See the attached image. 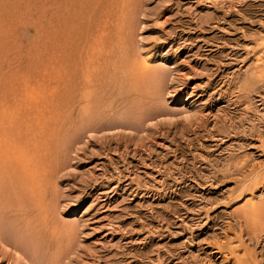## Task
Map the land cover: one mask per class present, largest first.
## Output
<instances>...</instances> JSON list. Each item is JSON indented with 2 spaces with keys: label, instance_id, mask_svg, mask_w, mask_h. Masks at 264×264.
<instances>
[{
  "label": "rangeland",
  "instance_id": "1",
  "mask_svg": "<svg viewBox=\"0 0 264 264\" xmlns=\"http://www.w3.org/2000/svg\"><path fill=\"white\" fill-rule=\"evenodd\" d=\"M95 1L0 0V164L45 208L12 179L0 227L37 264H264V0ZM140 60L154 86L124 78Z\"/></svg>",
  "mask_w": 264,
  "mask_h": 264
},
{
  "label": "bare ground",
  "instance_id": "2",
  "mask_svg": "<svg viewBox=\"0 0 264 264\" xmlns=\"http://www.w3.org/2000/svg\"><path fill=\"white\" fill-rule=\"evenodd\" d=\"M85 1V0H84ZM95 1V0H94ZM99 2V1H101V0H96L95 2ZM103 1V0H102ZM139 1V0H138ZM135 2H136V0H135ZM141 2V1H140ZM99 3H101V2H99ZM98 3V4H99ZM103 3V2H102ZM97 4V5H98ZM103 4H105V3H103ZM102 4V5H103ZM138 4V3H137ZM95 5H96V3H95ZM96 5V6H97ZM108 8H107V11H106V17L107 18H109V20H111V19H113L116 15H118V14H121V13H123V12H125L126 13V11H128V10H130L132 7H133V5H136V3H133V0H109L108 1ZM106 7V6H105ZM138 6H135V8H137ZM140 8H141V6H140ZM102 9V8H101ZM100 9V10H101ZM133 9H134V7H133ZM132 9V10H133ZM138 9V8H137ZM93 10H94V8H93ZM104 10V9H103ZM142 9H139V11H141ZM95 11V10H94ZM99 11V10H98ZM134 11V10H133ZM133 11H132V13H133ZM135 11H136V9H135ZM135 13V12H134ZM130 14V13H129ZM128 14V15H129ZM161 14V13H160ZM100 15V14H99ZM125 15V14H124ZM128 15H126L127 17H128ZM162 15V14H161ZM160 17V16H159ZM155 18V17H154ZM122 20V19H121ZM141 20V19H140ZM122 21H124V20H122ZM144 22V21H143ZM123 23V22H122ZM123 25H124V23H123ZM188 25V24H187ZM108 27H111V26H113V23L112 22H108V25H107ZM127 26V25H126ZM129 26V25H128ZM140 27V26H139ZM173 27V26H172ZM143 28H144V26H143ZM134 29V28H133ZM135 31V30H134ZM176 34V33H175ZM123 40V39H122ZM121 42V41H120ZM117 43H119V42H117ZM136 46H137V44H135ZM124 46V45H123ZM139 46V45H138ZM137 46V47H138ZM136 47V48H137ZM122 48V47H121ZM124 49V48H123ZM126 49H128V48H126ZM127 51V50H126ZM138 51H140L139 49H138ZM129 55V54H128ZM137 58H138V56H137ZM131 59V58H130ZM123 60V59H122ZM146 60V59H145ZM119 61H120V58H119ZM141 62H142V60H140ZM150 61H147V63H149ZM151 62H152V60H151ZM119 63H121V61L119 62ZM118 63V64H119ZM145 63H146V61H145ZM143 64V62H142V64L140 65V63H138L139 65H136V64H133L130 68H131V70H129V72H127L126 74H124V78L129 82V86L130 87H132V88H137L138 86H142V85H144L146 88L148 87V86H146V84H150L151 82H149V83H147L149 80H153V79H157L158 77H160V76H158V73H156V69L155 68H153L152 67V65L150 66L149 64ZM62 65V64H61ZM103 65V66H102ZM102 65H100V66H97V68L95 69V70H93V72L92 71H90V70H87L86 71V77H85V82H86V84L88 85V87H92V85H93V82H94V78H96V73L99 71V70H101L102 71V69L104 68V66H105V63L104 64H102ZM121 65V64H120ZM128 66H129V63H128ZM154 66V65H153ZM54 67V66H53ZM59 67V66H58ZM63 67V66H62ZM91 68V67H90ZM121 68V67H120ZM128 68V67H127ZM122 69V68H121ZM164 69V68H163ZM59 70V72L58 73H60L61 72V70L60 69H58ZM63 70V69H62ZM124 70V69H123ZM65 71V70H64ZM52 72V71H51ZM67 72V71H66ZM163 73V72H162ZM165 73V72H164ZM163 73V74H164ZM61 74H63V72H61L60 73V76H61ZM77 74V73H76ZM102 74V73H101ZM121 74V73H120ZM166 74V73H165ZM165 74H164V76H165ZM64 75V74H63ZM67 75V74H66ZM65 75V76H66ZM56 76V75H55ZM65 76H64V78H65ZM71 76V75H70ZM75 76H78V75H75ZM118 76V75H117ZM161 76H162V74H161ZM164 76H163V78H164ZM52 78V77H51ZM62 78H63V76H62ZM67 78H69L68 76L66 77V79L65 80H67ZM70 78H72V76L70 77ZM167 78V76L165 77V79ZM77 79L79 80V78L77 77ZM83 79V78H82ZM111 79H113V77H111V76H108L107 77V79H106V81H108V82H110V80ZM169 80V79H168ZM24 81V80H23ZM62 81H64V80H62ZM77 81V80H76ZM76 81L75 82H73L74 84H76ZM124 81V80H123ZM164 81V80H163ZM66 82V81H65ZM72 81H70V83H71ZM57 83H59V82H57ZM56 83V84H57ZM78 83V82H77ZM68 84H69V81H68ZM153 86H154V81H153V83H151ZM156 84V83H155ZM161 84V83H160ZM159 85V84H158ZM63 86H64V91H65V86L66 85H64L63 84ZM69 87H70V85H68ZM68 86H66V87H68ZM163 86V85H162ZM51 87V86H50ZM142 89H143V87H142ZM151 89V88H150ZM56 90V89H55ZM69 90H72V88H70ZM91 90L92 91H94L95 89L94 88H91ZM104 90V89H103ZM136 90V89H135ZM140 90V89H139ZM54 91V90H53ZM61 91V90H60ZM67 91V90H66ZM81 91V90H80ZM143 91H144V89H143ZM63 92V91H62ZM91 92V91H90ZM101 92V91H100ZM104 92H105V90H104ZM127 92V91H126ZM10 93V92H9ZM61 93V92H60ZM71 93V92H70ZM74 93V92H73ZM72 93V94H73ZM92 93V92H91ZM72 94H71V96H72ZM127 94H129L128 92H127ZM54 95V94H53ZM68 95V94H67ZM89 95V96H88ZM87 95V98H89L90 96H91V94H88ZM100 95V94H99ZM12 97V96H11ZM10 97V98H11ZM16 97V96H15ZM27 97V96H26ZM8 97H6V99H7ZM29 97H27V99H28ZM65 98V97H64ZM125 98V97H124ZM22 99V98H21ZM84 99V98H83ZM28 101V100H27ZM65 101V100H64ZM87 101V100H86ZM10 102V101H9ZM67 102V101H66ZM65 102V103H66ZM90 102V101H89ZM10 103H12V101L10 102ZM64 103V102H63ZM17 104H19L18 102H17ZM87 104H88V102H87ZM89 105V104H88ZM91 105V104H90ZM89 105V106H90ZM64 106H65V104H64ZM27 107V106H26ZM70 107V106H69ZM25 108V107H24ZM88 108H90V107H88ZM123 109V108H122ZM18 110V109H17ZM68 110V109H67ZM90 110V109H89ZM4 112H6V111H4ZM13 116L14 115H17V114H19V112H17V111H15V112H12L11 113ZM21 115H28L29 113L27 112H21L20 113ZM143 114V113H142ZM4 115H6V114H4ZM11 115V116H12ZM32 115V114H31ZM38 115V114H37ZM3 116V115H2ZM20 117V116H19ZM10 118H12V119H14L13 117H10ZM24 118V117H23ZM7 121H9V119L7 120ZM121 121V120H120ZM90 122V121H89ZM125 122V121H124ZM4 124V123H3ZM2 124V126H4ZM10 124H15V122L12 120V121H10L9 122V124H8V126L10 125ZM68 124V123H67ZM82 125H83V123H82ZM108 125V124H107ZM112 125V124H111ZM100 126V125H99ZM109 126V125H108ZM114 126V125H113ZM118 126V125H117ZM122 126V125H121ZM124 126V125H123ZM98 127V126H97ZM106 127V126H105ZM87 128V127H86ZM92 128V127H91ZM108 128V127H107ZM111 128H113V127H111ZM109 129H110V127H109ZM83 130V129H82ZM94 129H92L91 130V132L93 131ZM103 130H104V128H103ZM45 133V132H44ZM96 133V132H95ZM42 140V139H41ZM9 143V142H8ZM11 145V144H10ZM11 149V148H10ZM3 150V149H2ZM7 158V157H6ZM5 161V160H4ZM3 164V163H2ZM2 164H0V192H3L2 194H4V193H7L6 192V190H9V185L11 186V183H10V181L12 180V179H15L16 180V194H19L20 192L22 193L21 195L19 194V197L25 202L24 203V206H25V204L27 205V204H29L28 206L30 207V206H32V208L34 207V209H32V210H35V209H37L36 211L37 212H42V214H43V212H44V210H45V208H44V206H43V196H42V194L40 193V192H37V190L36 189H34V187L33 186H30V183H32V182H30V174H28V173H30V172H27L26 173V171L24 172V171H20L17 175H12L11 173H7L6 171H4L5 170V168L6 167H1L2 166ZM34 164V163H33ZM5 165H7V164H5ZM5 165H3V166H5ZM25 165V164H24ZM10 166V165H9ZM29 166V165H28ZM35 167V166H34ZM7 168H8V166H7ZM4 171V172H3ZM10 172V171H9ZM13 178H12V177ZM38 176V175H37ZM44 178V177H43ZM41 179V178H40ZM32 180V179H31ZM13 181V180H12ZM33 181V180H32ZM39 181V180H38ZM39 183V182H38ZM34 184V183H33ZM14 186V185H13ZM12 187V186H11ZM36 190V191H35ZM11 193V192H10ZM9 194V193H8ZM15 195V194H14ZM15 197V196H14ZM18 197V198H19ZM5 198V197H4ZM17 198V197H16ZM17 198V200H19ZM19 201H21V200H19ZM22 202V201H21ZM19 204H20V206L23 208V204L22 203H20L19 202ZM22 204V205H21ZM21 208V209H22ZM25 208V207H24ZM28 209V208H27ZM30 209V208H29ZM44 209V210H43ZM22 210H24V209H22ZM46 212H47V210H46ZM50 214H51V211H50ZM15 217V216H14ZM1 220V219H0ZM3 221V220H2ZM4 222V221H3ZM19 222V221H18ZM2 223V222H1ZM54 223V222H53ZM64 224V223H63ZM62 224V225H63ZM66 224V223H65ZM9 225V224H8ZM38 225V224H37ZM57 225V224H56ZM0 226H1V224H0ZM26 226V225H25ZM66 226H68V224L66 225ZM62 227V226H61ZM64 227V226H63ZM57 228V227H56ZM70 228H72V227H70ZM4 229L5 228H1L0 227V243L1 244H3L4 246H8V245H10L11 243H16L17 245H18V248L20 247V250H23L22 251V253L21 254H23V252L25 253V254H27V256H25V257H27L25 260H26V264H37L38 262H40V260H41V257H40V259L37 257V256H40L39 254H38V251L40 250V245H33L32 244V242H23L22 240H20L19 238H21V233H17L18 234V236H19V234L21 235V236H19V237H17L16 235L17 234H15V236L12 234V238H11V235H9V233H7V231L5 232L4 231ZM14 229V228H13ZM20 230V229H19ZM18 230V231H19ZM73 230V229H72ZM76 230V229H75ZM60 231H62V232H64V234H66V236H69V235H71V233H72V231L69 229V227H64V228H62V230H60ZM13 232V231H12ZM23 232V231H22ZM23 234V233H22ZM28 234V233H27ZM34 236V235H33ZM15 238V242L13 241V239ZM29 238V237H28ZM22 239H24V237H22ZM26 240H27V237H26ZM25 240V241H26ZM28 241V240H27ZM58 241V240H57ZM70 242H72V241H70ZM29 243V244H28ZM36 243V242H35ZM15 244V245H16ZM31 244V245H30ZM38 244V243H37ZM13 244H11V246H12ZM16 245V246H17ZM44 245V244H43ZM15 246V247H16ZM33 246V247H32ZM35 246V247H34ZM2 247V246H1ZM9 248V247H8ZM21 248H23V249H21ZM10 249V248H9ZM36 249V250H35ZM40 252V251H39ZM5 254V253H4ZM19 254H20V252H19ZM42 254H43V252H42ZM9 255V254H8ZM24 257V258H25ZM38 258V259H37ZM22 260V259H21ZM44 261V260H43ZM0 263H1V260H0Z\"/></svg>",
  "mask_w": 264,
  "mask_h": 264
}]
</instances>
